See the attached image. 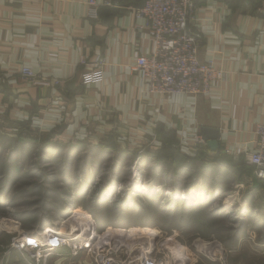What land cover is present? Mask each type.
<instances>
[{"label":"crops","instance_id":"1","mask_svg":"<svg viewBox=\"0 0 264 264\" xmlns=\"http://www.w3.org/2000/svg\"><path fill=\"white\" fill-rule=\"evenodd\" d=\"M97 1L95 11L90 0H0V121L6 129L103 150L144 148L150 166L164 170L197 167L192 137L203 127L220 131L225 151L213 153L206 145L201 153L211 165L237 164L253 150L256 126L264 121V0H197L199 20L190 30L198 37L199 60L226 72L209 95L199 96L149 95L132 70L137 57L154 50L151 31L134 12L146 0ZM97 58L107 62L103 80L85 86L83 75ZM23 67L37 74L35 83L23 80ZM245 182L252 184L234 193L261 236H241L234 250H224V264L246 245L248 257L264 264V183ZM67 254L60 250L48 264H91L85 255L73 260ZM0 264L26 263L0 241Z\"/></svg>","mask_w":264,"mask_h":264},{"label":"rangeland","instance_id":"2","mask_svg":"<svg viewBox=\"0 0 264 264\" xmlns=\"http://www.w3.org/2000/svg\"><path fill=\"white\" fill-rule=\"evenodd\" d=\"M5 127L2 119L0 241L9 246L19 233L54 225L67 224V230L82 226L83 221L72 226L71 221L64 222L68 210L78 217L90 214L100 233H154L152 239L122 234L123 243L132 249L154 244L160 255L171 252L180 264H224V250H234L241 236H261L258 226L247 223L254 218L240 208V195L234 193L235 187L251 184L238 183L226 169L205 161L201 151L196 153L201 159L195 169L164 170L160 164L150 166L144 148L123 145L103 150L86 142L61 143L53 134H17ZM135 169L139 178L133 177ZM136 180L147 182L149 189L137 191ZM116 184L123 189L115 191ZM246 249L243 254L229 253L228 263L259 264Z\"/></svg>","mask_w":264,"mask_h":264},{"label":"built area","instance_id":"3","mask_svg":"<svg viewBox=\"0 0 264 264\" xmlns=\"http://www.w3.org/2000/svg\"><path fill=\"white\" fill-rule=\"evenodd\" d=\"M90 5L95 11L100 6L97 0H90ZM102 5L112 6V2L104 0ZM134 12L142 20V27L151 31L154 45L152 53L141 54L132 66L147 94L209 95L213 85L225 80L226 72L213 61L199 60L198 37L190 30V25L199 20L197 0H146ZM106 64L105 59L97 58L94 68L83 75V84L102 82ZM20 74L28 83L37 80V74L30 67H23ZM256 136L255 147L244 157L248 165L255 167L256 180L264 183V121L256 126ZM192 144L198 153L206 147L200 135L192 137ZM139 176L140 172L135 169L133 177ZM138 181L136 186L146 183ZM113 189L121 191L123 187L116 184ZM82 216L85 217L83 225L73 230L54 225L52 233L47 228L41 232L19 233L10 249L17 251L26 264H48L62 249H67V255L73 260L85 255L91 264H180L171 252L160 255L154 244L132 249L123 243L124 233L116 230L115 236L108 237L107 231H98L90 214Z\"/></svg>","mask_w":264,"mask_h":264},{"label":"trees","instance_id":"4","mask_svg":"<svg viewBox=\"0 0 264 264\" xmlns=\"http://www.w3.org/2000/svg\"><path fill=\"white\" fill-rule=\"evenodd\" d=\"M167 140H169V138H167ZM206 149L209 150L208 147ZM200 157H201V155L197 154L195 157L196 159L193 158L191 160H197V159L199 160V159H201ZM217 164L218 165L220 164L222 166V168H224L226 170H230L232 172V175L236 178L238 183H241V184L245 183L246 184L245 177H247V178L249 177L255 182L253 184L260 185L259 184L260 181L256 180V177H255V170H256L255 167L248 165L246 163L244 157H242L241 160L237 164L232 163L230 165L228 162H225V161H220ZM172 166L174 169H176V171L179 170L178 166H176L174 164ZM172 166H170V167H172ZM182 169L183 168L181 167L180 170H182Z\"/></svg>","mask_w":264,"mask_h":264},{"label":"bare ground","instance_id":"5","mask_svg":"<svg viewBox=\"0 0 264 264\" xmlns=\"http://www.w3.org/2000/svg\"><path fill=\"white\" fill-rule=\"evenodd\" d=\"M146 188V191H147V188H148V186H147V182L145 183V185H139V186H136V190L137 191H141V188ZM149 189V188H148ZM159 189V188H158ZM112 192V191H111ZM184 195V194H183ZM73 209H75V208H73ZM79 215H76V211H70V210H68V212H67V217H70V218H68V219H65V221L64 222H72L69 226H72L73 224H78L79 222H81V221H83L84 222V220H85V218L84 217H82V216H80V217H78ZM80 220V221H79ZM68 228V226H67V224H65L64 225V227L62 228V230L63 229H67ZM47 231H48V233H52V227H48L47 228ZM119 233H124L126 236H130V237H134L133 235H137V236H139L140 238L141 237H145V236H147L148 238H150V239H152L153 237H156V234H154V233H149L147 230L146 231H131L130 233H127V231H124V230H120L119 231ZM108 237H111V234H106ZM129 237V238H130ZM128 238V239H129ZM127 240V239H126ZM183 260V259H182Z\"/></svg>","mask_w":264,"mask_h":264},{"label":"water","instance_id":"6","mask_svg":"<svg viewBox=\"0 0 264 264\" xmlns=\"http://www.w3.org/2000/svg\"><path fill=\"white\" fill-rule=\"evenodd\" d=\"M200 136L205 140L210 151L213 153H225L220 143L221 134L218 129L203 127L201 128Z\"/></svg>","mask_w":264,"mask_h":264}]
</instances>
